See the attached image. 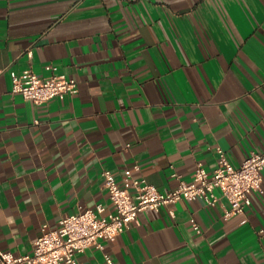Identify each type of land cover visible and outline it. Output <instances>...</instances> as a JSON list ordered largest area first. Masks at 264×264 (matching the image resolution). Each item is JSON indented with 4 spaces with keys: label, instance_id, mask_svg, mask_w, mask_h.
Instances as JSON below:
<instances>
[{
    "label": "crops",
    "instance_id": "crops-1",
    "mask_svg": "<svg viewBox=\"0 0 264 264\" xmlns=\"http://www.w3.org/2000/svg\"><path fill=\"white\" fill-rule=\"evenodd\" d=\"M48 64L78 92L37 103L11 91L13 70L45 76ZM218 147L234 165L264 150V0H0L1 249L33 252L43 225L80 205L111 211L105 169L122 181L139 164L167 191L199 161L212 170ZM262 188L230 218L225 198L141 211L77 257L264 264V171Z\"/></svg>",
    "mask_w": 264,
    "mask_h": 264
},
{
    "label": "built area",
    "instance_id": "built-area-1",
    "mask_svg": "<svg viewBox=\"0 0 264 264\" xmlns=\"http://www.w3.org/2000/svg\"><path fill=\"white\" fill-rule=\"evenodd\" d=\"M46 69L50 72L45 76L32 67L21 73L13 70L11 91L37 103L78 92L76 77L59 72L55 64L46 65ZM139 170V164L126 168L122 181H118L113 171L105 169L104 185L113 204L111 211L105 213L103 202L94 207L80 205L75 212L63 215L56 227L48 228L44 224L42 233L34 239L33 252L15 254L0 248V264H87L77 257L78 253L92 245L104 248V241L114 240L132 222L138 221L141 211H158L181 199L202 198L206 203L216 204L225 198L229 202L224 206L225 218L245 214L252 204V194L263 191L264 150H252L239 165H234L226 151L218 147L212 170L199 161L191 180H180L177 187L167 191L143 176H136L134 171ZM191 222L196 231H202L195 217ZM104 258L107 264H116L109 253Z\"/></svg>",
    "mask_w": 264,
    "mask_h": 264
}]
</instances>
